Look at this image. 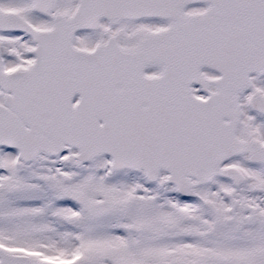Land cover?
Here are the masks:
<instances>
[{"label": "snow or ice", "instance_id": "6c2138e0", "mask_svg": "<svg viewBox=\"0 0 264 264\" xmlns=\"http://www.w3.org/2000/svg\"><path fill=\"white\" fill-rule=\"evenodd\" d=\"M0 264H264V0H0Z\"/></svg>", "mask_w": 264, "mask_h": 264}]
</instances>
